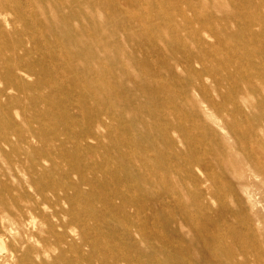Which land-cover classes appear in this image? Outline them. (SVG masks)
<instances>
[{"label":"rangeland","instance_id":"374dc122","mask_svg":"<svg viewBox=\"0 0 264 264\" xmlns=\"http://www.w3.org/2000/svg\"><path fill=\"white\" fill-rule=\"evenodd\" d=\"M33 1L0 19V143L101 227L58 264H264V0Z\"/></svg>","mask_w":264,"mask_h":264},{"label":"bare ground","instance_id":"6f19581e","mask_svg":"<svg viewBox=\"0 0 264 264\" xmlns=\"http://www.w3.org/2000/svg\"><path fill=\"white\" fill-rule=\"evenodd\" d=\"M24 1H26L25 4L19 0H0V19L5 23L9 11L11 13L15 12L17 17L24 19L25 6L26 8L31 7L33 10L36 5L33 0ZM30 16H32L33 22L36 21L33 14ZM6 25L8 24L6 23ZM1 82L6 81L0 77ZM18 140L23 141L25 144L23 150L28 152V162L24 163L17 156L19 151L15 148L14 143ZM18 140L13 143L7 138L3 142L1 141L3 145L0 143L2 146L7 143L12 146V150L15 152L7 155L3 147H0V153L3 156L0 162V195H3L0 196L2 205L0 209V246L4 250L6 249L5 253H0V264H58V259L63 260L68 249L76 248L73 235L69 231L71 225L81 229V231H83L82 229L87 231L90 229L96 233L101 232V227L96 221L92 222L95 223L93 226H89L91 219L96 218L89 208L83 210L81 215H75L74 206L76 202L72 197L69 196L68 199L71 202L69 208L65 210L62 203H66L67 198L58 200L57 197L49 198L45 194L44 190L48 187L50 174L47 173L46 168H43L42 172L35 171L34 173L30 168L33 169L37 165L42 166L47 161L53 162V155L50 152L44 155L42 147L35 146L36 142L32 146L27 138L23 137ZM85 140L84 138L83 141ZM260 150L261 154L264 155V145ZM249 152H246L247 158L254 163V160L258 158V153H255V151L253 153ZM27 164H30L31 167ZM6 168L20 181L19 188L8 181L9 174H7ZM21 172L27 175L25 182L21 180ZM15 193L19 196L17 197ZM88 196L89 194L85 200L91 202L90 198H87ZM66 213L68 216L65 218L63 215H66ZM88 226L89 228H87ZM81 244L82 246L83 244L91 245V241L87 239L86 235L82 234ZM57 251L59 253H56ZM82 253L84 254V251Z\"/></svg>","mask_w":264,"mask_h":264}]
</instances>
